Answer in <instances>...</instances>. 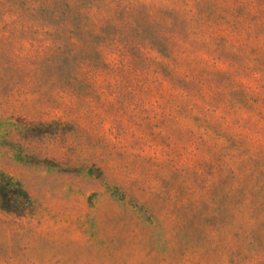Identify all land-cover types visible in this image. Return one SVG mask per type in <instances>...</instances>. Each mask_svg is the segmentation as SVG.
I'll list each match as a JSON object with an SVG mask.
<instances>
[{"label": "rangeland", "instance_id": "1", "mask_svg": "<svg viewBox=\"0 0 264 264\" xmlns=\"http://www.w3.org/2000/svg\"><path fill=\"white\" fill-rule=\"evenodd\" d=\"M0 264H264V0H0Z\"/></svg>", "mask_w": 264, "mask_h": 264}, {"label": "trees", "instance_id": "2", "mask_svg": "<svg viewBox=\"0 0 264 264\" xmlns=\"http://www.w3.org/2000/svg\"><path fill=\"white\" fill-rule=\"evenodd\" d=\"M19 201L18 191L3 175L0 174V206L3 210L13 212Z\"/></svg>", "mask_w": 264, "mask_h": 264}]
</instances>
